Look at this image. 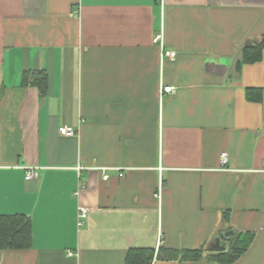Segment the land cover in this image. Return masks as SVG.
<instances>
[{"label":"crops","instance_id":"0c3cea01","mask_svg":"<svg viewBox=\"0 0 264 264\" xmlns=\"http://www.w3.org/2000/svg\"><path fill=\"white\" fill-rule=\"evenodd\" d=\"M263 35L264 0H0V214L31 222V246L0 264L159 247L204 252L151 264H216L229 229L254 234L232 264H264V49L240 63Z\"/></svg>","mask_w":264,"mask_h":264},{"label":"trees","instance_id":"16d2710c","mask_svg":"<svg viewBox=\"0 0 264 264\" xmlns=\"http://www.w3.org/2000/svg\"><path fill=\"white\" fill-rule=\"evenodd\" d=\"M264 49V35L253 43L244 44L241 48L240 63H254L260 60ZM240 63L238 65H240ZM24 82L36 86L40 95L46 92V75L42 72H31L30 78ZM252 90L247 89L249 98ZM261 94L259 92L258 99ZM257 99V98H256ZM254 234L239 232L229 235L226 249L221 252H211L207 255L210 263L232 264L246 252L252 243ZM31 246V222L23 214H0V249H27ZM203 248L198 249H168L159 247L157 251L151 248H130L125 257L124 264H151L157 259L197 260L202 257Z\"/></svg>","mask_w":264,"mask_h":264},{"label":"built area","instance_id":"2783aa9c","mask_svg":"<svg viewBox=\"0 0 264 264\" xmlns=\"http://www.w3.org/2000/svg\"><path fill=\"white\" fill-rule=\"evenodd\" d=\"M158 2L160 3V5L163 4V0H158ZM153 42L158 44L159 49H160V55L161 57H169L171 59H173L175 57V51L173 50H167L164 48L163 45V34L162 31H159L155 34L154 38H153ZM174 92V87L173 86H161L159 89V95H160V99L163 97V95L165 94H171ZM59 132L61 135L64 136H73L75 133V130L68 125H64L61 126L59 128ZM226 153L223 152L221 154V162L222 164H224L226 162ZM121 175V174H120ZM37 177V172H35L33 169H29L26 173H25V178L26 179H31V178H36ZM87 217V209L86 208H79L78 213H77V225L80 227L83 225L85 218ZM69 255H72V252H69Z\"/></svg>","mask_w":264,"mask_h":264},{"label":"water","instance_id":"95a60500","mask_svg":"<svg viewBox=\"0 0 264 264\" xmlns=\"http://www.w3.org/2000/svg\"><path fill=\"white\" fill-rule=\"evenodd\" d=\"M232 233V230H226L223 232H220L218 236H216L214 242L209 246V251L214 252H221L226 249V245H222L223 242L228 241L229 235Z\"/></svg>","mask_w":264,"mask_h":264}]
</instances>
